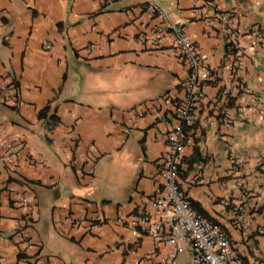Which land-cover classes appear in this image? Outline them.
Instances as JSON below:
<instances>
[{"label":"crops","instance_id":"obj_1","mask_svg":"<svg viewBox=\"0 0 264 264\" xmlns=\"http://www.w3.org/2000/svg\"><path fill=\"white\" fill-rule=\"evenodd\" d=\"M146 2L0 0V80L21 100L13 110L0 98V264H33L38 254L50 264H191L189 244L179 242L171 261L172 247L117 222L144 213L145 199L160 190L166 133L178 126L171 102L187 93L186 63L136 42L161 24ZM160 3L186 26L214 74L187 128L181 191L230 236L243 264H264V119L235 112L251 97L264 102V43L251 34L255 26L264 32V0ZM233 26L243 55L238 77L251 95L230 86L224 58ZM229 88L231 125L216 112ZM46 110L55 124L40 118ZM15 141L20 156L7 160ZM85 213L110 222L85 233L67 221ZM18 230L32 247L14 243Z\"/></svg>","mask_w":264,"mask_h":264},{"label":"built area","instance_id":"obj_2","mask_svg":"<svg viewBox=\"0 0 264 264\" xmlns=\"http://www.w3.org/2000/svg\"><path fill=\"white\" fill-rule=\"evenodd\" d=\"M144 8L160 19L161 24L154 31L140 34L136 39L137 44L143 48L167 50L177 54L189 69L185 83L187 93L184 101L171 102L174 106L178 126L170 133H166L169 148L161 160L163 172L160 190L154 196L145 199L147 209L144 213L134 217L130 222L125 219H118L117 222L125 230L135 235L146 236L160 245L172 247L171 261H175L177 257L178 243L183 242L191 247V264H243L232 248L230 236L193 209L189 198L181 191L179 183L181 157L188 140L187 128L193 125L195 114L202 109L207 98L206 89L214 78L213 70L207 58L188 34L186 26L183 23L172 21L160 0H147ZM228 20H230L229 17ZM251 34L257 43H264V32L259 26L253 27ZM239 40V29L235 26L231 27L224 59L225 62L230 63L231 67L233 77L231 88H238L245 94L251 95L238 77L243 67V55ZM45 48L50 50L52 47L50 44H45ZM219 95V99L218 96L216 97L217 116L224 124L231 125L233 119L229 114L230 88L224 89ZM0 98L5 106L13 110L21 106L17 87L7 85L1 80ZM220 103L222 105L219 107ZM235 112L244 120H252L254 114L258 113L259 118L263 120L264 102L256 97H251L249 102L239 103L235 107ZM136 116L142 117L143 113L138 112ZM128 122L133 123L134 119H129ZM126 133H129V130H126ZM159 134L165 135L163 132ZM21 145L19 141L13 143L12 152L7 156V160L18 159ZM21 204L28 211L27 200L24 199ZM67 221L74 228H81L85 233H92L96 228L108 224L110 219L85 213L70 214ZM24 222L26 226L31 223V220L27 218ZM11 239L24 250L33 246L32 240L23 231H15ZM33 264L50 263L38 254Z\"/></svg>","mask_w":264,"mask_h":264},{"label":"trees","instance_id":"obj_3","mask_svg":"<svg viewBox=\"0 0 264 264\" xmlns=\"http://www.w3.org/2000/svg\"><path fill=\"white\" fill-rule=\"evenodd\" d=\"M47 113L48 111H44L41 115H40V118L43 119V120H46L48 121L49 123L51 124H55L57 122L55 116H50V117H47Z\"/></svg>","mask_w":264,"mask_h":264}]
</instances>
